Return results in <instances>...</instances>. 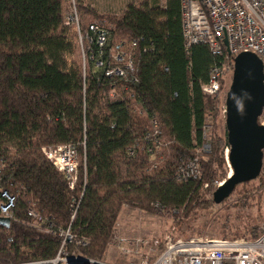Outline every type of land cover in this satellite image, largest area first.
I'll list each match as a JSON object with an SVG mask.
<instances>
[{
  "label": "trees",
  "instance_id": "trees-1",
  "mask_svg": "<svg viewBox=\"0 0 264 264\" xmlns=\"http://www.w3.org/2000/svg\"><path fill=\"white\" fill-rule=\"evenodd\" d=\"M74 2L85 51L83 61L67 66L65 55L76 34L64 24L65 0H0V202L3 191L15 197L9 226L0 225V264H47L55 256L59 238L31 227L29 208L85 238L86 245L77 247L81 255L106 261L124 208L164 214L181 227L215 205L212 193L227 178L226 131L219 136L214 127L226 88L223 78L214 96L202 87L210 68H231L232 57L223 49L213 55L201 44L184 47L178 0H140L120 15ZM98 32L105 34L102 48ZM109 51L131 58L121 77L105 76ZM207 117L214 125L210 151L204 153ZM151 120L159 132L154 136L162 140L159 152L149 139ZM64 143L76 145L80 165L84 158L73 190L42 153L43 147ZM134 145V154L127 155ZM157 153L161 163L149 165ZM192 158L201 176L177 180V167ZM236 190L241 207L252 192H264V149L258 177L232 193ZM247 232L242 239L257 238L264 223Z\"/></svg>",
  "mask_w": 264,
  "mask_h": 264
},
{
  "label": "built area",
  "instance_id": "built-area-1",
  "mask_svg": "<svg viewBox=\"0 0 264 264\" xmlns=\"http://www.w3.org/2000/svg\"><path fill=\"white\" fill-rule=\"evenodd\" d=\"M182 12V37L185 48L192 45H205L213 55H221L226 48L232 58L240 52H250L257 55L263 65L264 72V0H178ZM64 24L72 28L75 36L82 39L79 33V18L74 0L71 1ZM89 26V30H95ZM226 40L227 47L223 45ZM83 41V40H82ZM90 41V40H89ZM98 48L105 44V34L98 32L96 36ZM133 45V44H131ZM83 46H81L82 48ZM101 51V50H100ZM99 51V52H100ZM111 61L106 62L105 76L121 77L124 70L131 68V58L125 52L109 51ZM103 62L97 60L96 65L102 66ZM111 64V65H110ZM231 68L222 64L212 66L208 73V81L203 85V92L214 96L220 91V82L226 73L231 74ZM225 114V106L221 107ZM207 120L202 127V136L205 142L202 152L208 151L209 146L205 139L208 128ZM262 125L264 122L261 123ZM154 151L161 147L158 140V131L154 120H151ZM137 145L127 149V155H133ZM148 151L151 149L148 148ZM42 153L52 166L66 181L69 190L77 185L79 167L84 172V158L80 165V158L76 145L64 143L49 145L42 148ZM83 157V156H82ZM151 165L156 166L157 164ZM161 161V160H160ZM159 161V162H160ZM158 163V161H157ZM201 176V169L197 158L186 160L176 169L177 180H196ZM81 195V194H80ZM72 202H76L74 199ZM15 197L3 191L1 193L0 217L12 219V210ZM76 212V205L72 208L70 220ZM29 225L45 234L59 238V247L55 256L47 264H113L87 258L81 255L77 247L86 245L85 238H79L71 232L70 226H57L51 221L43 219L37 212L27 210ZM119 251L125 259L123 264H264V232L254 239H209V238H174L165 235L161 241L126 238L117 239ZM76 249L69 250L72 246ZM161 246L154 258L149 257L150 246ZM131 246V247H130ZM143 253L141 249H145ZM134 258L135 260L133 261Z\"/></svg>",
  "mask_w": 264,
  "mask_h": 264
},
{
  "label": "rangeland",
  "instance_id": "rangeland-1",
  "mask_svg": "<svg viewBox=\"0 0 264 264\" xmlns=\"http://www.w3.org/2000/svg\"><path fill=\"white\" fill-rule=\"evenodd\" d=\"M71 1L72 0H65L64 17L71 7ZM139 1L140 0H82L87 7L92 8L95 12L108 15H120L127 4H135ZM146 1L149 3L154 1L163 3L164 0ZM71 41L72 46L65 55L67 66L83 61V52L85 51L83 49L84 47L81 48V46H83L82 39L74 36ZM230 80L231 74L228 72L223 77V87L226 88V91L230 85ZM206 120L208 128L205 132V139L207 140L206 143H208L209 150L204 153L210 151V141L214 125V121L211 117H207ZM262 122L264 121H261V123ZM214 127L216 134L219 136L224 134V115H222L221 112L215 120ZM160 150H158V152ZM151 160L153 161V164L159 165L162 161V155L157 153ZM149 165H151V161H149ZM229 174L230 168L227 171V176ZM218 184L221 185L222 182ZM257 184L258 183L255 181L252 186L256 187ZM252 186H249V188ZM238 189L240 188L238 187ZM237 192L238 190L231 193L227 200L218 205H212L204 210L194 213V216L188 219L181 227L175 226L177 222H173L172 218L164 214L159 216H147L139 210H133L130 212L124 208L120 213L116 228L110 239L105 260L113 264L124 263L125 259L119 251L120 245L117 240L119 238L129 239L130 244V240L132 239H144L147 242L154 239L161 241L165 235H171L174 238L182 239H222L232 238L233 236H236V239H240L248 237L249 234L247 231L249 227L261 222L264 223V192H252L248 198V203L244 207L238 205ZM147 247L148 246H146L145 249L142 248L140 253L145 252ZM149 248V257L154 258L160 251L161 246H150Z\"/></svg>",
  "mask_w": 264,
  "mask_h": 264
},
{
  "label": "water",
  "instance_id": "water-1",
  "mask_svg": "<svg viewBox=\"0 0 264 264\" xmlns=\"http://www.w3.org/2000/svg\"><path fill=\"white\" fill-rule=\"evenodd\" d=\"M223 45L227 47L225 39ZM225 51L229 54L227 48ZM224 106L226 161L230 174L212 193L215 205L227 199L237 185L255 180L261 170L264 125L258 123V119L264 108V72L257 55L240 52L232 58ZM0 225L8 227L9 219L0 217Z\"/></svg>",
  "mask_w": 264,
  "mask_h": 264
}]
</instances>
